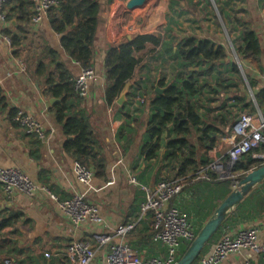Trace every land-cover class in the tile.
<instances>
[{
	"label": "crops",
	"instance_id": "1",
	"mask_svg": "<svg viewBox=\"0 0 264 264\" xmlns=\"http://www.w3.org/2000/svg\"><path fill=\"white\" fill-rule=\"evenodd\" d=\"M97 1L100 3L101 14L94 41L96 54L92 66L97 76L91 81L86 97H79L76 94L79 98L75 99L76 106H72L71 109L78 117L81 115L85 117L91 127L95 140V145L91 149H95L97 156L105 161V179L94 175L89 187L76 181L72 173V166L76 160L62 149L65 135L54 119L53 105L61 102V98L46 95L44 77L35 74V66L39 62L43 63L46 71L53 70L54 64H62L73 80L82 68L61 47V35L51 29L47 15L38 24L29 22L27 38L16 55L13 53L15 48H11L0 33V166L20 169L33 181L46 186L59 200L71 197L75 191L84 192L87 201L99 208L105 222L104 229L114 230L118 226L135 221L136 226L130 232L133 233L149 229L152 225L151 213L142 214L140 211V204L144 201L141 186L152 187L156 184V163L145 162L141 152L146 139L147 120L151 113L148 105L150 91L152 85L155 90L157 84L155 81L160 76L167 79L172 74L173 68L171 63L164 62L166 57L158 48L156 49L158 53L148 51L151 49L150 46L136 52L135 56L140 58V63L135 69L132 80L128 81V92L123 102L126 107L119 111L117 106L120 105L116 102V105L109 106L104 101L105 51L109 45L120 42L124 37L154 33L159 27L164 26L167 20L175 21L173 32L180 37L192 35L197 38H208L214 43L215 41L197 34L200 28L199 22L189 20L190 14L177 13L179 9H184L181 6L183 1L176 6V10L171 11L169 0H159L160 3L163 2L160 5L163 20L152 14H146L145 7L151 0H144L135 8L128 7L129 0H113L110 3L108 0ZM223 2H226L223 8L225 12L231 13L234 10L238 12L242 21L257 34L261 47L259 68L242 59L243 71L247 74L246 81L250 79L255 82L254 92L264 90V0H223ZM204 22H206L205 27H208L207 31L214 29L210 14ZM12 24H16L15 20ZM230 33L233 36L231 41L234 48L233 41L237 38L238 31H230ZM215 44L223 46L221 43ZM48 50H52L56 56L53 62H50L52 57L46 54ZM151 60L156 63L150 70ZM20 62L25 66L23 70ZM163 64L167 66H162ZM164 71L168 72L165 76ZM234 74L228 72L229 79H233L231 76ZM233 89L235 87H229L230 92L237 95L242 93L240 90L241 93H237V90ZM253 91L249 86V95L252 96V99H249L255 105L254 112L260 111L264 114V111L255 104ZM52 97L57 100L51 104L49 100ZM227 97L228 95H224L221 99ZM136 98L140 101L136 102ZM246 100L248 101L247 98ZM215 103L213 105H216ZM17 109L37 119L45 132V139L26 133L24 128L13 120ZM238 113L239 116L241 112ZM169 136L167 132L165 139ZM224 138L225 136L218 139L216 145L218 144L219 148L215 153L209 152L211 160L214 157L226 160L227 146L222 142ZM162 148L161 151L164 152ZM258 153L264 154L263 151H259L252 156L260 159L255 156ZM260 160L263 164L264 161ZM161 174H164V170H161ZM233 174L234 177L225 179L229 182L231 190L238 173L233 172ZM131 177L136 179L137 184L130 182ZM180 180L184 185V180ZM198 181L206 180L188 182L185 186H193L191 188L184 186L180 193L173 197H176L177 203L191 205L189 209L192 211L188 221L193 225L194 230L199 222L205 223L209 218V210L215 198L214 193ZM261 183L253 187L249 193ZM15 212L20 213L15 223L0 231V264H5V260L15 264L24 260L25 256L24 264H73L65 254L66 247L73 240L88 242L95 250L94 262L98 264L104 262L108 247L97 246L95 243L93 233L97 228L88 223L73 225L47 195L28 196L15 193L8 199L0 187V221ZM181 212L186 217L185 210ZM248 227L259 229L258 240L261 241L264 237V213L236 228L225 229L222 236H233L240 229ZM130 233L126 236L128 244ZM13 249H23L26 254L16 255ZM138 254L145 260L161 258L165 256L166 248L160 242L141 240ZM219 264H264V258L253 255L248 250H242L229 255Z\"/></svg>",
	"mask_w": 264,
	"mask_h": 264
},
{
	"label": "trees",
	"instance_id": "2",
	"mask_svg": "<svg viewBox=\"0 0 264 264\" xmlns=\"http://www.w3.org/2000/svg\"><path fill=\"white\" fill-rule=\"evenodd\" d=\"M56 1V5L47 11L51 29L61 35L60 45L74 61L82 68H92L96 54L94 41L101 14L100 3L97 0ZM112 1L108 0V3ZM169 1V9L176 10L179 0ZM188 1L191 5L203 4L204 20L209 10L215 9L225 20L228 33L238 31V36L233 41L237 55L259 68L261 53L259 39L255 31L238 16V12L235 10L231 13L225 12L223 8L226 2L223 0ZM33 6L34 0H5L3 3L6 25L1 28L0 33L9 38L11 48H15L13 51L15 55L27 38V26L33 15ZM177 13L193 15L186 9H179ZM190 19L193 21V18ZM13 20L16 24H12ZM174 25H176L175 21L167 20V23L154 33L133 34L131 39L124 37L120 42L109 45L105 51L103 65L105 75L103 95L107 105H116L115 101L120 91L128 81L132 80L135 69L140 63V58L135 56L136 52L150 46L151 49L148 51L158 53L156 51L158 48L166 57L164 62L172 64V74L169 81H165L164 78L155 81L159 87L166 88L162 93H157L153 85L151 87L148 100L151 113L147 120L146 139L141 152L145 162L155 161L156 182L182 179L184 187L196 174L207 170L211 162L209 152L213 150L219 138L230 135L232 125L238 118V112L253 113L255 105L251 100H246L247 94L240 92L241 94L237 95L230 92L229 87L238 88V85L236 81L229 79L227 68L232 73L239 72L235 64L222 63L227 56L223 46L215 44L208 38H197L192 35L180 37L173 32ZM187 31L191 30L187 29ZM46 54L52 57L50 62L56 59L52 50H48ZM35 74L44 77L46 95L61 98V102L53 105V112L55 121L65 135L62 149L76 161L93 169L97 178L105 179V161L97 156L95 149H91L95 145L91 127L85 117L82 115L78 117L71 109L72 106H76L75 99L79 98L74 90L71 74L62 64H54L53 70L46 71L42 62L35 66ZM247 81L253 91L255 82L250 79ZM224 95L228 97L221 99L219 106H214L217 97L222 98ZM254 99L256 106L264 111V90L254 92ZM125 107L126 105L123 104L117 106V109L121 111ZM167 132L170 136L165 139ZM161 147L164 152L161 151ZM260 147V150L242 155L234 164L232 171L238 173L236 179L242 178L246 172L261 165L262 161L252 156L255 152H264V143ZM161 170H164V174H161ZM198 183L214 193V203L209 210L208 217H210L231 191L229 182L218 180L211 174L210 180L198 181ZM168 206L185 210L187 220L190 219V211H192L189 209L190 204L177 203L175 197L170 200ZM262 213H264V181L234 208L196 261L222 236L225 229L236 228ZM19 216L20 213L15 212L2 219L0 231L10 227ZM151 220L153 221L152 214ZM203 224V221L199 222L195 227V235ZM149 229L138 230L128 236V242L137 254L141 240L147 242L152 240L153 229ZM189 244V241L184 240L180 243L177 260ZM12 251L19 256L26 254L23 249ZM24 258L26 259V256ZM25 259L15 264H24Z\"/></svg>",
	"mask_w": 264,
	"mask_h": 264
},
{
	"label": "built area",
	"instance_id": "3",
	"mask_svg": "<svg viewBox=\"0 0 264 264\" xmlns=\"http://www.w3.org/2000/svg\"><path fill=\"white\" fill-rule=\"evenodd\" d=\"M4 1L0 0V29L5 25ZM56 3V0H34L31 22L33 24L41 22L46 17L47 11ZM3 38L11 46L9 38L5 36ZM20 66L22 70L25 67L22 62ZM96 76L97 73L93 68H81L79 75L74 79V90L79 97L88 95L90 83ZM138 100L140 101L139 98L135 99L136 102ZM13 120L23 127L26 133L45 139V132L33 115L17 109ZM222 142L227 146L226 160L214 157L207 170L196 174L191 181L210 180L211 174L218 180L234 177L232 168L239 158L259 149L264 143V114L260 111L241 112L232 125L230 135L225 136ZM218 148L217 144L211 152L215 153ZM255 156L264 161V154L258 153ZM72 173L78 183L88 187L94 177L91 168L78 161L73 163ZM130 182L137 184L134 177L130 178ZM0 187L8 199L15 193L28 196L47 195L73 225L88 223L96 227L97 230L93 233L95 243L97 246L108 247L102 264H175L180 243L183 240L190 242L195 237L194 227L185 215L179 209L168 206L170 200L182 190L181 180H159L152 187L141 186L144 201L140 204V211L142 214L147 212L152 214V240L164 244L166 248L164 257L146 260L142 259L126 241L127 234L135 228L136 222H128L114 230L104 229L105 222L99 208L87 201L84 192L75 191L71 197L59 200L46 186L33 181L20 169L1 166ZM258 235L259 229L256 227L240 229L233 236L223 235L208 252L192 264H219L229 255L242 250H248L251 254L264 258V237L259 241ZM65 254L73 264H98L94 262L95 250L88 242L73 240L66 247ZM4 263L12 264L8 260Z\"/></svg>",
	"mask_w": 264,
	"mask_h": 264
},
{
	"label": "water",
	"instance_id": "4",
	"mask_svg": "<svg viewBox=\"0 0 264 264\" xmlns=\"http://www.w3.org/2000/svg\"><path fill=\"white\" fill-rule=\"evenodd\" d=\"M144 0H129L128 7L135 8L140 6ZM131 39V36H128ZM129 82H127L122 90L120 91L116 103L118 105H123L126 100L128 92ZM166 88L159 87L155 84V91L157 93H162ZM55 98H50L49 102L52 104ZM264 180V164L259 167L249 170L246 172L242 178L236 179L232 190L227 194V196L220 202L215 211L206 220L200 230L196 233L195 237L186 251L177 260L175 264H192L202 253L204 247L208 244L211 237L218 230V228L223 224L225 219L231 214L234 208L241 202V200L255 187L257 184Z\"/></svg>",
	"mask_w": 264,
	"mask_h": 264
},
{
	"label": "rangeland",
	"instance_id": "5",
	"mask_svg": "<svg viewBox=\"0 0 264 264\" xmlns=\"http://www.w3.org/2000/svg\"><path fill=\"white\" fill-rule=\"evenodd\" d=\"M180 1H183V3L181 4V6H183L184 9L190 11L193 15H189L190 18H193V22H199L200 28H199V32L197 33L199 36H206V37H210L211 39H213L215 41V43H221L225 49V52L227 54L226 56V60L223 61L224 62H229L235 64L236 68L238 69V74L235 73L233 76V81H236L238 84V88H235L233 90H237L238 92H243V94H247V99L248 101L250 99H252V96L250 97L249 95V86L247 85V81H246V76L247 74L244 73L243 71V61L242 58L240 56L237 55L236 51L234 50L233 46H232V38L233 36L231 35V33H228L226 28H225V20H223L222 16L215 10H209L208 14H210L212 20H213V28L212 31H207L208 27H205L206 22H204L206 19H203V13H202V3H198L197 5H191L190 1L188 0H179V4ZM197 1V0H196ZM195 0H193V2H196ZM212 2V0H210ZM163 2H159V0H151V2L146 4L148 6L145 7L146 10V14H152V16H155L157 18H159L160 20H163V11L162 10V6H160ZM158 7V9H157ZM207 14V16H208ZM186 17V16H184ZM188 17V16H187ZM192 20V19H189ZM235 36V34H234ZM156 63V61L151 60L149 63V67L150 70L151 68H153L154 64ZM162 66H167V64H163ZM227 72H230L229 68H227ZM168 74V72L164 71V76ZM156 75V73L154 74ZM224 75H226V73H224ZM156 77V76H154ZM170 76L167 77V79L164 77V80L169 81L170 80ZM159 78H162V76H160ZM240 90V91H239ZM220 91V89H219ZM223 98V97H222ZM250 98V99H249ZM221 100L220 97H217L216 100V106H219V101ZM215 106V105H214ZM238 114V113H237ZM195 224V223H194ZM196 225V224H195Z\"/></svg>",
	"mask_w": 264,
	"mask_h": 264
}]
</instances>
